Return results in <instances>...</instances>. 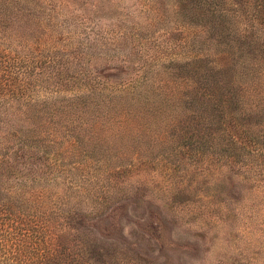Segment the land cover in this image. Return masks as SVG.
<instances>
[{
	"label": "rangeland",
	"instance_id": "374dc122",
	"mask_svg": "<svg viewBox=\"0 0 264 264\" xmlns=\"http://www.w3.org/2000/svg\"><path fill=\"white\" fill-rule=\"evenodd\" d=\"M0 43V264L23 194L65 256L264 264V0H0Z\"/></svg>",
	"mask_w": 264,
	"mask_h": 264
},
{
	"label": "trees",
	"instance_id": "16d2710c",
	"mask_svg": "<svg viewBox=\"0 0 264 264\" xmlns=\"http://www.w3.org/2000/svg\"><path fill=\"white\" fill-rule=\"evenodd\" d=\"M11 59L13 58L10 55L0 51V102L5 96L12 97L17 87H21L20 71ZM248 133L242 126L236 130L234 136L239 143V149L246 146ZM249 137L250 141H254V136ZM0 197L4 196L0 194ZM14 197L17 198L16 203L9 202L8 199L5 203L8 216L11 217L8 218L10 223H8L6 235H11L10 238H13L10 248L14 253L11 252V257L7 259L10 260V264H108L103 260L104 254L96 248L85 250L80 248L77 254L65 256L59 250V233L54 232L50 225L52 220L48 222L47 219L48 213L43 212L39 206L41 201H37L36 196L31 194ZM62 232L64 234L65 230ZM4 235L2 234V237ZM2 237L0 238V258L8 253L5 246V240L7 242L8 238ZM62 249L65 252L67 250L65 246H62ZM62 255L65 257L61 258ZM0 261L4 260L0 259Z\"/></svg>",
	"mask_w": 264,
	"mask_h": 264
}]
</instances>
